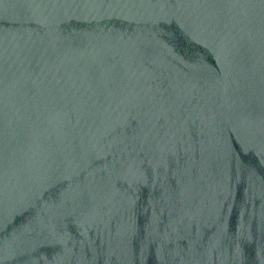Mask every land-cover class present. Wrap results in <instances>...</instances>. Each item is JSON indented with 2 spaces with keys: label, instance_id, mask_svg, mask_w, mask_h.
I'll return each instance as SVG.
<instances>
[{
  "label": "water",
  "instance_id": "95a60500",
  "mask_svg": "<svg viewBox=\"0 0 264 264\" xmlns=\"http://www.w3.org/2000/svg\"><path fill=\"white\" fill-rule=\"evenodd\" d=\"M264 180V0H0V264H198Z\"/></svg>",
  "mask_w": 264,
  "mask_h": 264
}]
</instances>
